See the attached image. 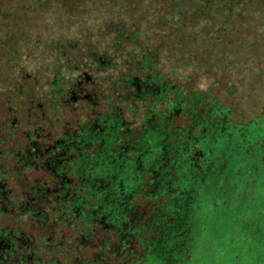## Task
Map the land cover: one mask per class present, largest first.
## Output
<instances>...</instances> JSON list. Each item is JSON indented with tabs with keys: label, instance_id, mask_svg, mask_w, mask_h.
Here are the masks:
<instances>
[{
	"label": "trees",
	"instance_id": "obj_1",
	"mask_svg": "<svg viewBox=\"0 0 264 264\" xmlns=\"http://www.w3.org/2000/svg\"><path fill=\"white\" fill-rule=\"evenodd\" d=\"M87 1L34 0L33 6L77 5L81 15ZM146 2L176 17L178 2ZM228 3L236 6L234 24L247 22L239 12L259 6ZM147 17L133 19L147 24L142 30L118 31L102 54L81 48L85 59L74 60L72 82L53 73L40 86L34 73L20 70L3 93L0 264H186L197 231V187L209 177L224 179L222 165L234 156L264 161V133L249 130L264 112L234 124L232 113L241 109L222 102L234 88L218 81L211 83L216 94L192 88L204 55L216 48L212 38L189 44L184 35L174 44L175 28ZM142 32L148 37L140 38ZM177 46L190 56L189 66H176L182 84L161 73Z\"/></svg>",
	"mask_w": 264,
	"mask_h": 264
},
{
	"label": "rangeland",
	"instance_id": "obj_2",
	"mask_svg": "<svg viewBox=\"0 0 264 264\" xmlns=\"http://www.w3.org/2000/svg\"><path fill=\"white\" fill-rule=\"evenodd\" d=\"M0 1L1 9L9 1L12 3L0 10V69H5L0 71V79L4 78L5 72H9L8 80L11 79L0 81V99L4 98L3 93L8 91L10 83L18 80L20 70L34 73L36 79L32 82L40 86L52 79L49 77L53 73L72 82L77 74L74 60L85 59L82 49L102 54L114 43L118 31L142 30L147 24L133 19L137 21L150 15L149 20L166 19V27L175 28L169 36L174 44L183 42L184 35L189 44L212 38L216 48L204 55L200 63L201 76L192 88L216 94L218 90L211 88L213 81L234 88V97L230 95L222 101L227 106L241 109L240 114L232 113V123H246L264 112L263 0H255L259 6L252 3L250 11L236 15L250 22L244 24L238 21L234 24L231 20V9L236 6L228 0H212L211 3L190 0V4L188 0H167L178 2L174 9L176 17L161 7L151 10L148 5L151 3L147 4L146 0L142 3L140 0H88L81 15L76 12L77 5L72 10L52 7L44 10L42 6L35 8L34 0ZM192 16L200 18L194 25L187 24ZM171 20L176 22L173 26L169 23ZM160 35L162 37L164 33ZM139 36L148 37L143 32ZM152 36L156 41L166 43L165 37L160 40L156 35ZM194 51L190 50V53ZM170 55L172 58L165 59L164 65L161 62V73L171 82L182 84L183 77L181 73L177 74L176 66H189L190 56L179 46L174 47ZM226 63L228 66L224 71L220 66H226ZM171 66L176 73L171 71ZM222 80L226 82L224 85ZM251 125L249 130L262 135L264 115ZM223 143L221 150L226 148L227 142ZM239 158L234 156L222 165L224 179L218 181L209 177L197 187V231L186 264H264V161L255 160V165L250 159ZM139 202L144 204L142 199Z\"/></svg>",
	"mask_w": 264,
	"mask_h": 264
}]
</instances>
